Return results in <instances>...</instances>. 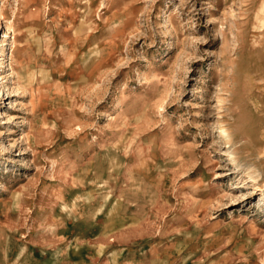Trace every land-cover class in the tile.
Returning a JSON list of instances; mask_svg holds the SVG:
<instances>
[{
  "label": "rangeland",
  "instance_id": "374dc122",
  "mask_svg": "<svg viewBox=\"0 0 264 264\" xmlns=\"http://www.w3.org/2000/svg\"><path fill=\"white\" fill-rule=\"evenodd\" d=\"M105 197L132 264H264V0H0V264Z\"/></svg>",
  "mask_w": 264,
  "mask_h": 264
},
{
  "label": "crops",
  "instance_id": "0c3cea01",
  "mask_svg": "<svg viewBox=\"0 0 264 264\" xmlns=\"http://www.w3.org/2000/svg\"><path fill=\"white\" fill-rule=\"evenodd\" d=\"M89 215L92 223L86 230L83 221L73 219L77 224L72 221L68 230L64 226L55 241L27 243L23 253L28 251L39 264H132L129 255L135 248L129 236L136 227L130 220L134 222L136 212L131 203L105 197L102 207Z\"/></svg>",
  "mask_w": 264,
  "mask_h": 264
},
{
  "label": "bare ground",
  "instance_id": "6f19581e",
  "mask_svg": "<svg viewBox=\"0 0 264 264\" xmlns=\"http://www.w3.org/2000/svg\"><path fill=\"white\" fill-rule=\"evenodd\" d=\"M224 135H226V134L224 133Z\"/></svg>",
  "mask_w": 264,
  "mask_h": 264
}]
</instances>
